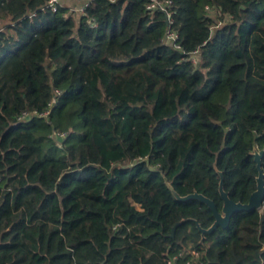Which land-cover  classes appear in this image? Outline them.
Wrapping results in <instances>:
<instances>
[{
  "label": "trees",
  "instance_id": "1",
  "mask_svg": "<svg viewBox=\"0 0 264 264\" xmlns=\"http://www.w3.org/2000/svg\"><path fill=\"white\" fill-rule=\"evenodd\" d=\"M48 1L0 0V264H264V199L200 241L168 186L256 189L264 0Z\"/></svg>",
  "mask_w": 264,
  "mask_h": 264
},
{
  "label": "water",
  "instance_id": "2",
  "mask_svg": "<svg viewBox=\"0 0 264 264\" xmlns=\"http://www.w3.org/2000/svg\"><path fill=\"white\" fill-rule=\"evenodd\" d=\"M263 153H264V149H260V150L254 149V151L252 152V155L256 162V166L258 168V175L256 177V189L249 195L247 202L233 201L229 197L228 192H226L223 188V175L222 172L220 171L218 172L220 175L218 189L222 199V206L220 210H218L216 203L207 196L197 191H193L186 195H180L173 189L171 184L168 183L169 188L171 189L172 193L177 199L181 201L196 199L203 202L207 207H209V209H211L214 220L207 228L201 227V225L196 220H194L196 226L198 227L201 233L200 241L204 239L205 234H209L213 232L215 229H217L218 226L222 228H226L229 225L230 219L235 212L250 211L253 209H260L262 207V203L264 199V172L261 168V158L263 156ZM179 223L175 224V226L172 228V231H174L175 227Z\"/></svg>",
  "mask_w": 264,
  "mask_h": 264
},
{
  "label": "built area",
  "instance_id": "3",
  "mask_svg": "<svg viewBox=\"0 0 264 264\" xmlns=\"http://www.w3.org/2000/svg\"><path fill=\"white\" fill-rule=\"evenodd\" d=\"M58 1H61V0H49L48 1V6L51 8V10H53V11H55L56 10V5H57V2ZM155 2H151L149 5H148V7L149 8H153V7H155ZM161 8H163L164 9V7H163V5L161 6V5H159ZM83 10V7H79L78 9L77 8H75V11H82ZM169 18V17H168ZM170 36L172 37V38H174L175 37V35L173 34V33H171L170 34ZM194 254L195 255H197L196 254V252H194Z\"/></svg>",
  "mask_w": 264,
  "mask_h": 264
},
{
  "label": "rangeland",
  "instance_id": "4",
  "mask_svg": "<svg viewBox=\"0 0 264 264\" xmlns=\"http://www.w3.org/2000/svg\"><path fill=\"white\" fill-rule=\"evenodd\" d=\"M62 1H64V0H62ZM74 6H75V4H74ZM73 8H74V7H73ZM192 57H193V60H194V61H197V58H198V57H197V54H196V53H195V54H193V56H192Z\"/></svg>",
  "mask_w": 264,
  "mask_h": 264
},
{
  "label": "crops",
  "instance_id": "5",
  "mask_svg": "<svg viewBox=\"0 0 264 264\" xmlns=\"http://www.w3.org/2000/svg\"><path fill=\"white\" fill-rule=\"evenodd\" d=\"M80 6L78 5L77 9L79 8Z\"/></svg>",
  "mask_w": 264,
  "mask_h": 264
}]
</instances>
